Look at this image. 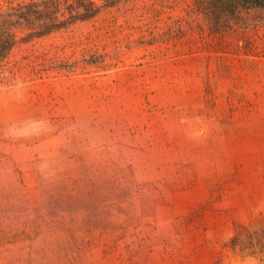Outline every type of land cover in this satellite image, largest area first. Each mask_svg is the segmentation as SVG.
<instances>
[{"label": "rangeland", "instance_id": "obj_1", "mask_svg": "<svg viewBox=\"0 0 264 264\" xmlns=\"http://www.w3.org/2000/svg\"><path fill=\"white\" fill-rule=\"evenodd\" d=\"M53 2L0 0V264H264V19L120 0L39 35Z\"/></svg>", "mask_w": 264, "mask_h": 264}, {"label": "trees", "instance_id": "obj_2", "mask_svg": "<svg viewBox=\"0 0 264 264\" xmlns=\"http://www.w3.org/2000/svg\"><path fill=\"white\" fill-rule=\"evenodd\" d=\"M120 0H100L101 5H97L94 0H75L71 3L69 9L62 10L58 3L53 2L54 7L45 13V19L49 23L38 25L41 33L39 35H47L61 29H66L65 25L57 24L58 16L64 11L72 12L79 10L76 18L77 21L85 22L96 17L100 13L101 6L105 8L115 6ZM195 11L205 17L206 23L219 31H228L234 28H248L263 22L264 19V0H193ZM36 2L27 3L24 6L26 18H33L36 11ZM71 14V13H70ZM37 26V25H36ZM32 28V27H28ZM15 31L9 30L0 35V53L7 51L13 45L15 39Z\"/></svg>", "mask_w": 264, "mask_h": 264}]
</instances>
